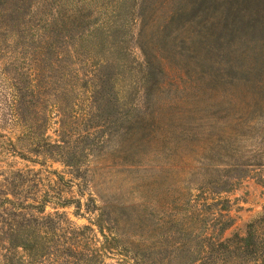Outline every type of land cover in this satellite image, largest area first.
<instances>
[{
	"label": "rangeland",
	"instance_id": "374dc122",
	"mask_svg": "<svg viewBox=\"0 0 264 264\" xmlns=\"http://www.w3.org/2000/svg\"><path fill=\"white\" fill-rule=\"evenodd\" d=\"M113 1L63 31L90 59L86 76L70 64L84 81L40 91L46 78H28L38 68L20 43L0 46V256L16 220L1 212L33 198L45 215L91 227V249L108 244L101 264H124L136 249L196 257L204 235L245 237L264 218V0ZM37 7L2 1L0 23L19 27ZM104 23L109 33L82 41ZM105 206L115 226L99 217Z\"/></svg>",
	"mask_w": 264,
	"mask_h": 264
},
{
	"label": "trees",
	"instance_id": "16d2710c",
	"mask_svg": "<svg viewBox=\"0 0 264 264\" xmlns=\"http://www.w3.org/2000/svg\"><path fill=\"white\" fill-rule=\"evenodd\" d=\"M2 1L7 2V0H0V3ZM21 1L24 3L29 1V4L31 2L37 3V11L32 13L31 21H24L19 27H9V25L0 23V33L5 34L4 39L0 40V46L9 44L8 39L10 37L13 38L12 41L14 40L16 46L20 43V46L16 48L17 52H22L21 55L28 54V60H31L38 68L36 71H29L28 78L31 82L36 77L39 78V73H42L46 79L45 85L40 88V91H44L50 85H60L68 76H76L80 79L79 74L69 71L70 64L74 61L81 64L79 67L86 76L85 73L89 72L88 68L91 66L90 59H80L78 55L80 45L72 42L75 38L70 35L62 36V34L63 31L73 32L75 29L82 28L81 24H84V21L91 17L86 14V7L95 6L97 7L96 11H101L103 8L107 9L106 7L111 6V0H77L79 7L76 10L70 9L72 6L74 7L75 0ZM123 3L125 4V0H114L112 4H114V8H117V5L121 6ZM66 8L67 11H65ZM113 13L115 20H117L116 17L119 18L116 16L118 11ZM0 15H2L1 10ZM115 20L113 19L111 23ZM106 24L109 23H104L102 28L90 29L88 33H81L82 41L87 43L88 39L93 38L91 41L97 42L99 40L96 37L98 33L107 34L110 32L108 30L110 27L106 28ZM19 31L21 32L18 33ZM17 41L19 43L16 44ZM32 58H34L33 61ZM54 80L56 81L54 82ZM80 80L84 81V79ZM31 85L35 87L34 83ZM14 96L13 102L10 104L13 112L17 111V104L19 103V97L16 94ZM260 134H264V131H261ZM32 200L34 203H14L13 213L1 212L14 216L16 220H12L5 229L9 230L10 242L12 240L13 243H9V247L5 249L6 254L0 256V264H101L102 256L109 250L108 244H104L102 250L97 252L92 250L91 232L93 229L91 227L75 228L67 216L61 213L45 215L46 203L42 204L35 198ZM94 206L92 207L95 208ZM110 209L109 206H105L104 209L100 210L99 217L106 223L111 222L115 226L116 221L113 219ZM17 218L23 220L19 221ZM98 227L106 242L116 240L114 237L105 234L108 229L106 224H100ZM201 239L202 242L196 246L199 250V255L196 257L182 256L177 260L169 261L150 256L143 259L139 258V252L136 249L133 259H128L133 262L131 264H166V261L170 263L174 261L177 264H186L188 261L197 262L196 264H264V218L257 223L250 224L245 237L215 239L212 236L207 235L206 237L204 235ZM184 246L187 245L184 244L180 250ZM19 250L23 251L25 256L19 255ZM192 250L193 255H195V248ZM128 259H125L124 264L130 263Z\"/></svg>",
	"mask_w": 264,
	"mask_h": 264
}]
</instances>
